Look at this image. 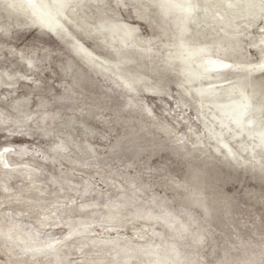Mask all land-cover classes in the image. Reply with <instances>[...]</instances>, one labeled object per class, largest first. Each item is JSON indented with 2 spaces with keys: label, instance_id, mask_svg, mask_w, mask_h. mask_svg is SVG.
<instances>
[{
  "label": "rangeland",
  "instance_id": "obj_1",
  "mask_svg": "<svg viewBox=\"0 0 264 264\" xmlns=\"http://www.w3.org/2000/svg\"><path fill=\"white\" fill-rule=\"evenodd\" d=\"M43 1L0 0V264H264V1Z\"/></svg>",
  "mask_w": 264,
  "mask_h": 264
},
{
  "label": "bare ground",
  "instance_id": "obj_2",
  "mask_svg": "<svg viewBox=\"0 0 264 264\" xmlns=\"http://www.w3.org/2000/svg\"><path fill=\"white\" fill-rule=\"evenodd\" d=\"M23 3H26V5H28L30 8L34 9V11H37L39 14H45L47 15L46 17L49 16V19L52 20L55 24V26H58V25H61V22L59 21V19L57 20V23L54 21L53 19V16H50L49 14V11H48V7L49 4L47 3H44V1L42 0H21ZM54 3H55V7L56 9L58 10L59 8L60 9H64V6H65V3H67L68 0H52ZM70 1V0H69ZM204 3L206 4L205 8H209L207 5L208 3H210V1H212V4H211V7L213 8H217V4L215 3V1H220V2H223L227 7L229 8H234L236 7L235 5V1L236 0H203ZM237 1H240V0H237ZM249 3H255L256 1L255 0H247ZM262 1V0H261ZM264 1V0H263ZM166 3H168L170 6L172 7H176V8H179V10L181 12H186L188 13L189 15H191V13H194L196 10L200 9L201 8V4L198 2V0H165ZM247 2V3H248ZM259 2V1H258ZM257 2V3H258ZM188 3H191L193 5V7L191 8V10H186V8L183 6V5H186ZM238 3V2H237ZM241 4H239L240 6ZM261 7L263 6L264 7V3L263 4H260ZM259 5V6H260ZM61 6V7H60ZM249 8V7H247ZM212 10V9H211ZM217 14V13H215ZM181 16V15H180ZM43 17V16H42ZM195 17V16H194ZM47 19V18H46ZM183 20V19H182ZM194 20V19H193ZM47 21V20H46ZM48 22V21H47ZM184 25V24H183ZM51 26V25H50ZM124 28V27H123ZM182 46H183V49L185 52L188 53V55H184V56H190L192 59H195V63H197V66L198 67H203L205 65H208L209 68H213L215 69L216 71L217 70H224L225 68H229L228 64H226L221 58H216L215 56H213L212 54V51L209 47L207 46H200V47H192L191 44H189L186 40L185 41H182ZM84 51L88 52L86 49H84ZM187 58V57H186ZM185 58V59H186ZM183 59V58H182ZM184 59V60H185ZM191 60V59H190ZM191 62V61H189ZM187 63V62H186ZM194 63V62H193ZM192 65V62L189 63ZM195 66V67H197ZM207 67V66H206ZM201 70V69H200ZM205 70V68H204ZM211 70V69H209ZM214 70V71H215ZM191 71L194 72L195 74L197 73V70H193L192 66H191ZM208 71V70H207ZM214 71H210V72H214ZM201 72V71H200ZM203 72V70H202ZM206 72V71H205ZM207 74V73H205ZM203 76V75H202ZM243 97L240 95V98ZM247 98V97H246ZM241 100V99H240ZM245 100V99H244ZM243 100V101H244ZM234 103V102H233ZM243 107H245L246 109L244 110L243 112V116L248 113L251 108V105H250V101L249 99L247 98V101H244V102H235V104H232V106L229 107V110L232 112L236 111H239L241 109H243ZM236 111V112H237ZM232 112V113H233ZM251 112V111H250ZM238 113V112H237ZM235 115V114H234Z\"/></svg>",
  "mask_w": 264,
  "mask_h": 264
},
{
  "label": "snow or ice",
  "instance_id": "obj_3",
  "mask_svg": "<svg viewBox=\"0 0 264 264\" xmlns=\"http://www.w3.org/2000/svg\"><path fill=\"white\" fill-rule=\"evenodd\" d=\"M185 8H186V10H191V8L193 7V5L191 4V3H188V4H186V5H183ZM260 67L261 68H264V65H260Z\"/></svg>",
  "mask_w": 264,
  "mask_h": 264
}]
</instances>
